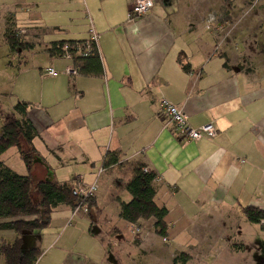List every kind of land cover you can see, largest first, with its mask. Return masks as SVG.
<instances>
[{"label": "crops", "instance_id": "0c3cea01", "mask_svg": "<svg viewBox=\"0 0 264 264\" xmlns=\"http://www.w3.org/2000/svg\"><path fill=\"white\" fill-rule=\"evenodd\" d=\"M49 2L50 13L62 19L59 24H47L39 3L20 11L34 40L46 46L41 64L26 57L14 65L20 87L16 101L29 102L28 117L37 130L34 162L44 168V179L76 180L83 186L95 182L98 187L89 212L58 205L47 227L31 231L27 247L42 250L35 264H114L99 239L106 216V204L99 200L106 197L110 180L119 178L124 187L136 162L157 175L154 200L168 210V234L192 231L222 209L237 206L243 217L242 206L264 209V69L235 63L238 58H232L230 49L241 45L237 34L217 41L206 31L211 0H155L134 21L127 20L131 0ZM234 4L225 6L219 27L255 21L253 16L235 17ZM15 5L12 0L4 6ZM91 25L99 33L102 74L44 75L48 66L62 71L71 63L51 56L47 45L86 39ZM181 63H189L190 70L184 71ZM160 98L181 106L192 127L212 122L216 135L179 143L158 114ZM107 151H117L120 164L103 170ZM111 199L119 218V203L130 196L124 188ZM126 225L130 230L134 226ZM14 236L13 230H0V238Z\"/></svg>", "mask_w": 264, "mask_h": 264}, {"label": "rangeland", "instance_id": "374dc122", "mask_svg": "<svg viewBox=\"0 0 264 264\" xmlns=\"http://www.w3.org/2000/svg\"><path fill=\"white\" fill-rule=\"evenodd\" d=\"M10 1L12 0H0V126L5 114L10 112L16 103L15 93L20 88L14 65L23 62L26 57L34 64L37 62L41 64L44 61L43 49L46 44L34 40V30L29 26L26 17L20 15V11H26L27 6L32 8L33 3H39L38 9L41 10L47 24H59L62 21L58 13H50L49 0H13L16 4L14 8L5 7L4 5ZM211 2L213 9L204 24L206 31L214 34L217 41L221 37L233 39V35L237 34L241 45L237 49H230L233 51L232 58H238L235 63H250L256 69L263 70L264 0H211ZM218 3L222 4L218 6ZM232 3H235L232 9L235 17L253 16L256 18L255 21L238 24L235 28L227 25L226 29H216L219 27L216 23L224 21L227 14L225 6ZM7 27L13 28L23 40L33 43L35 48L20 51L19 54L9 51L3 38ZM226 33L228 35H224ZM1 158L16 172L26 173L15 148H9ZM33 166L36 174L33 179H44L46 172L41 164L33 161ZM78 185L82 184L78 182ZM105 188L107 195L103 200H99L101 206L106 204L103 207L106 216L101 224L103 230L99 239L104 244L106 252L108 251L106 243L111 242V252L117 253L120 264H173V257L181 252L190 256L184 264H257L254 256L258 251L260 257L264 256V230L257 224L246 221L237 206L234 210L222 209L220 213L216 212L210 221L206 219L207 221L200 222L192 231H172L162 238L154 233L149 219L140 220L143 221L142 224L139 227L135 224L130 230L126 221L117 218L116 203L111 199V195L123 191L122 180L119 178L110 180ZM33 198H37L34 191ZM22 238L23 249H27L31 231H23Z\"/></svg>", "mask_w": 264, "mask_h": 264}, {"label": "trees", "instance_id": "16d2710c", "mask_svg": "<svg viewBox=\"0 0 264 264\" xmlns=\"http://www.w3.org/2000/svg\"><path fill=\"white\" fill-rule=\"evenodd\" d=\"M9 51L19 54L20 51L33 48V43L23 40L11 27H7L3 35ZM85 39L58 40L49 43L47 51L51 56L61 57L63 45L68 44L74 54L78 45H83ZM73 62L78 67L79 74L101 75L103 72L100 55L94 53L87 57L74 55ZM184 71L190 70L189 63H181ZM29 102L18 100L10 112L6 113L0 126V230H13L15 236L11 240L0 238V256L3 264H35L42 250L33 246L23 250V231L41 230L48 226L53 209L62 204L73 211L86 208V213L96 205L94 194L80 195L77 191V181L56 182L48 179H33V161L37 151L32 140L37 136V130L28 117ZM15 148L25 166L26 173L20 174L2 160L1 155L9 148ZM120 164L117 151H107L102 159V169L108 170ZM147 168V170H145ZM157 175L140 162L132 165L131 175L124 183V188L130 196L128 201H120L118 217L130 224H137L142 219H152L155 234L165 238L168 234L166 221L167 208L159 206L154 196L156 194L155 179ZM33 191L37 198H33ZM245 219L264 229V209L245 205L241 207ZM34 216L32 219H23ZM8 219V220H7ZM111 252V242L106 243ZM117 264L119 256L111 252ZM189 254L181 252L173 257L172 263H186Z\"/></svg>", "mask_w": 264, "mask_h": 264}, {"label": "built area", "instance_id": "2783aa9c", "mask_svg": "<svg viewBox=\"0 0 264 264\" xmlns=\"http://www.w3.org/2000/svg\"><path fill=\"white\" fill-rule=\"evenodd\" d=\"M155 0H131L130 7L127 12V20L134 21L137 18L145 15L153 7ZM218 26V25H216ZM217 29H223V27H217ZM99 33L91 25L88 30L87 38L83 45H78L73 54L70 51L68 44L63 45V58L69 59L71 63L67 65L62 71H58L52 66H48L44 69L43 74L48 76H58L61 72L74 77L79 74L78 67L73 62L74 55H80L81 57H87L94 53L99 54L98 50ZM158 114L165 121V125L173 133L175 138L181 144H186L191 141H198L203 138H212L216 135L217 130L212 122L206 123L200 127H192L182 107L168 101L165 98H160L157 101ZM147 170V168H145ZM97 183L93 182L87 186L78 185L77 191L80 195L94 194L97 189ZM84 208V207H83ZM86 210V208H84Z\"/></svg>", "mask_w": 264, "mask_h": 264}, {"label": "flooded vegetation", "instance_id": "af4514ba", "mask_svg": "<svg viewBox=\"0 0 264 264\" xmlns=\"http://www.w3.org/2000/svg\"><path fill=\"white\" fill-rule=\"evenodd\" d=\"M227 27V26H226ZM225 27V28H226ZM224 28V29H225ZM241 43V42H240ZM245 63V62H244ZM244 63H236L238 66H244V65H247L246 63L244 64ZM259 226V225H258ZM260 228V227H259ZM261 229V228H260ZM264 230V229H263ZM259 249V248H258ZM258 253H259V251H258ZM256 254L254 257L256 258V260H257V264H264V256H262V257H260L259 256V254Z\"/></svg>", "mask_w": 264, "mask_h": 264}, {"label": "water", "instance_id": "95a60500", "mask_svg": "<svg viewBox=\"0 0 264 264\" xmlns=\"http://www.w3.org/2000/svg\"><path fill=\"white\" fill-rule=\"evenodd\" d=\"M22 248H23V246H22ZM29 248H30V247H29ZM27 249H28V248H27ZM23 250H26V249H23ZM113 263H114V264H117L115 260L113 261Z\"/></svg>", "mask_w": 264, "mask_h": 264}]
</instances>
